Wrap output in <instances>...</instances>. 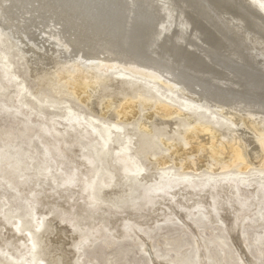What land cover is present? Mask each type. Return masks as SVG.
<instances>
[{
  "label": "rangeland",
  "instance_id": "rangeland-1",
  "mask_svg": "<svg viewBox=\"0 0 264 264\" xmlns=\"http://www.w3.org/2000/svg\"><path fill=\"white\" fill-rule=\"evenodd\" d=\"M248 1L264 15V0ZM2 23L0 264H264L259 138L243 134L252 142L246 148L254 164L210 161L183 170L185 159L175 160L172 151L189 149L186 136L195 128L219 130L222 147L244 125L235 127L225 110L188 97L183 87L125 68H108L115 84L100 83L91 102L83 101L85 93L72 91L78 71L68 83L59 69L32 75L20 43ZM245 41L259 64L255 54L264 60V41ZM51 58L56 68L67 62L57 51ZM92 64L93 70L102 65ZM138 93L150 105L140 102L136 116L119 118V105ZM158 103L186 115L149 118ZM74 119L85 126L81 133L70 128Z\"/></svg>",
  "mask_w": 264,
  "mask_h": 264
},
{
  "label": "bare ground",
  "instance_id": "bare-ground-1",
  "mask_svg": "<svg viewBox=\"0 0 264 264\" xmlns=\"http://www.w3.org/2000/svg\"><path fill=\"white\" fill-rule=\"evenodd\" d=\"M0 18L1 27L20 43L32 75L38 69L44 75L59 69L68 83L73 71H78L80 83H72V91L85 93L83 101L91 102L90 94L100 83L115 84L106 73L108 68H125L157 81L164 79L169 88L183 87L188 97L203 100L220 113L225 110L235 127L244 125L234 132L232 144L222 147L217 145L219 130L195 128L186 136L189 149L181 146L172 151L175 160L185 159L183 170L195 171L210 161L217 167L254 164L246 148L252 142L243 137L245 133L260 139L257 164L264 167V60L255 54L257 64L249 53L253 47L245 43L247 37L264 41V15L248 0H0ZM56 51L67 61L60 58L62 66L57 68L51 65ZM92 62L102 65L93 70ZM134 86L139 87L137 82ZM135 98L119 105V118L136 116L140 102L150 105L141 93ZM113 105L110 100L103 109L110 111ZM158 105L149 118L186 115ZM70 128L81 133L85 126L74 119ZM190 153L195 157L192 161H188ZM158 164L166 161L160 159Z\"/></svg>",
  "mask_w": 264,
  "mask_h": 264
}]
</instances>
